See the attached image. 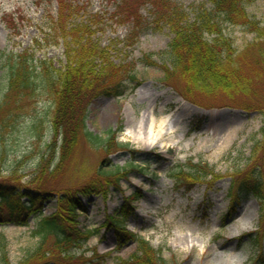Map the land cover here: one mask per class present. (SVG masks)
I'll return each mask as SVG.
<instances>
[{
  "label": "rangeland",
  "instance_id": "obj_1",
  "mask_svg": "<svg viewBox=\"0 0 264 264\" xmlns=\"http://www.w3.org/2000/svg\"><path fill=\"white\" fill-rule=\"evenodd\" d=\"M118 1L78 0L80 10L71 22L89 25L92 40L106 48L116 64L133 63L128 69L135 80L126 83L128 92L121 97H96L86 118L87 131L102 138L108 129L119 126L114 136L123 148L107 156L101 147L81 139L67 150L66 161L54 173L63 153L47 146L53 98L49 90L37 85L29 96L0 109V180L57 194L81 187L90 178L98 179V167L109 159L112 168H103V178L119 177L117 187H108L105 196H80L84 208L77 212L78 227L81 231L97 230L80 249L84 256L94 252L104 257L100 264H114L116 257L128 258L136 252L133 240L119 244L113 228L103 227L108 217L119 219L116 213L123 198L130 195L138 200L128 208L123 220L125 231L143 237L153 249L160 250L165 264H247L248 259L256 264L257 255H264V217L258 218L259 207L252 197L243 198L230 214L226 193L232 172L262 163L261 152L248 159L251 138L260 136L262 115L234 107L205 106L207 109L186 101L191 106L181 104L183 99L165 84L162 69L138 61L148 53L162 63L160 53L171 39L170 32L153 22L146 5L139 10V36L130 40L129 20L113 14ZM172 1L185 10L208 3ZM246 10L264 26V0L247 4ZM55 15V0H0V105L5 100L11 66L20 57L35 65L45 61L57 69L64 67L65 41L52 36ZM224 26L237 51L254 39L255 35L241 26ZM195 97L202 105L223 102L221 96ZM236 100L245 101L239 97ZM152 109L157 118L170 113L176 130L163 149L143 148L129 132L142 114ZM188 158L206 162L219 178L211 184H196L187 192L177 189L168 175ZM54 205L55 199H50L44 212H51ZM1 210L5 212V208ZM33 228L31 220L27 226L0 224V264H17L35 248Z\"/></svg>",
  "mask_w": 264,
  "mask_h": 264
},
{
  "label": "trees",
  "instance_id": "obj_2",
  "mask_svg": "<svg viewBox=\"0 0 264 264\" xmlns=\"http://www.w3.org/2000/svg\"><path fill=\"white\" fill-rule=\"evenodd\" d=\"M57 1L55 30L61 34L59 37L69 39L65 42L66 65L57 69L45 61L31 66L23 57L15 60L11 66L5 100L0 105L1 109L13 101L18 102L29 96L37 85L49 90L54 106L50 149L55 151L58 142V149L63 153V159L57 162L54 173L66 161L67 150L81 139L101 147L107 154L122 148L114 138L118 128L109 129L105 138L86 130L87 109L97 96L123 95L126 91L124 80L134 79L126 69L128 65L131 68L132 64H115L109 58L107 49L92 40L87 25H68V19L79 7H73L68 0ZM254 1L208 0L209 6L201 4L185 10L172 0H121L114 3V14L118 18H126L137 29L142 19L139 10L147 5L153 22L161 23L170 31L172 37L166 49L160 53L162 63L158 64L152 54H143L140 60L148 66L161 68L164 81L185 99L201 104L196 94L211 99L221 96L223 102L203 106H232L264 114V26L246 11L247 4ZM224 25L241 26L246 32L253 33L254 39L237 51L231 38L225 35ZM135 34L137 31H133L130 37ZM237 97L245 101L240 103ZM261 135L263 139H251L248 159L261 152L262 163L230 174L227 192L229 212L234 211L243 197L253 196L258 201L261 217H264V124ZM104 166L101 164L98 167V179L90 178L81 187L60 191L56 196L54 211L47 216L42 215V208L48 199L53 198L50 191L20 187L0 180V224L26 225L30 217L35 221L32 231L37 237L35 248L17 264H100L104 257L94 252L86 257L80 251L96 231H81L78 227L77 211H82L84 207L76 193L105 196L109 186L117 187V176L103 178ZM215 174L206 162H193L190 158L185 163H179L172 170L170 178L177 188L188 190L195 183L210 184L215 177L219 178ZM23 197L25 201H21ZM134 200H137V196L124 199V206L117 214L120 220L108 217L104 223V227L114 229L119 242L132 239L137 246L136 252L128 258L117 257L115 264H165L160 250L153 249L144 238L125 231L123 227L121 220L129 213L126 207ZM2 208H5V212Z\"/></svg>",
  "mask_w": 264,
  "mask_h": 264
},
{
  "label": "bare ground",
  "instance_id": "obj_3",
  "mask_svg": "<svg viewBox=\"0 0 264 264\" xmlns=\"http://www.w3.org/2000/svg\"><path fill=\"white\" fill-rule=\"evenodd\" d=\"M179 99V98H177ZM181 104L186 106H191L190 104L180 100ZM197 111L202 112L197 109ZM134 135V140L136 143H140L143 148H153L158 147L163 149L167 146L166 141L171 137L172 134L176 132L175 128L172 126L170 113L159 116L158 118L154 116L153 109L151 112H144L138 121L135 128L130 129Z\"/></svg>",
  "mask_w": 264,
  "mask_h": 264
}]
</instances>
